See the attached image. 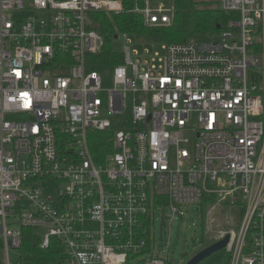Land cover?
I'll use <instances>...</instances> for the list:
<instances>
[{
	"label": "built area",
	"instance_id": "1",
	"mask_svg": "<svg viewBox=\"0 0 264 264\" xmlns=\"http://www.w3.org/2000/svg\"><path fill=\"white\" fill-rule=\"evenodd\" d=\"M217 2L230 17L212 40L137 61L114 50L124 63L104 77L92 69L105 47L94 15L122 12V0H0L5 264H26L23 228L42 249L59 241L68 264H172L156 211L173 225L204 197L244 204L216 242L230 235L231 264H264V0ZM130 10L172 24L165 3Z\"/></svg>",
	"mask_w": 264,
	"mask_h": 264
},
{
	"label": "trees",
	"instance_id": "2",
	"mask_svg": "<svg viewBox=\"0 0 264 264\" xmlns=\"http://www.w3.org/2000/svg\"><path fill=\"white\" fill-rule=\"evenodd\" d=\"M124 10L118 14L97 13L94 15L92 28L99 32L105 41L104 51L93 58V70L99 71L104 77L110 76V70L124 63L120 53L113 48L114 40L122 35L135 36L146 44H173L191 41H210L219 34L229 20V15L217 7L218 3L204 4L201 0H151L165 3L173 12L172 24L169 26H146L143 16L133 13L135 0H122ZM142 2V1H141ZM221 27V28H220ZM220 28V29H219ZM108 139L107 137H104ZM103 145H107L104 143ZM104 146L103 152L108 151ZM95 149V148H94ZM112 151V149H111ZM94 154L99 156L98 150ZM96 156V157H97ZM217 197H204L200 204V213L204 220V234L201 244H206V216L208 205L217 203ZM222 206L230 210V214L237 221L242 219L245 207L242 203L232 204L224 201ZM231 227L230 225L227 226ZM215 243L211 242V245ZM41 238L38 232L31 228L22 229V246L20 252L26 264H68L65 251L56 239H52L47 249L40 247ZM196 246V244H194ZM210 246V245H209ZM3 241L0 238V251ZM232 253L227 250L215 253L200 264H231Z\"/></svg>",
	"mask_w": 264,
	"mask_h": 264
},
{
	"label": "rangeland",
	"instance_id": "3",
	"mask_svg": "<svg viewBox=\"0 0 264 264\" xmlns=\"http://www.w3.org/2000/svg\"><path fill=\"white\" fill-rule=\"evenodd\" d=\"M204 4L218 3V0H201ZM171 16V14H170ZM126 46H129L133 52V60L137 61L140 57L144 58L147 54L154 56L155 54H163V47L160 44H146L143 43L135 36H130L128 40L122 37L114 40L113 48L116 52L122 53ZM214 203L208 205V212ZM200 209L197 207L187 208L185 210V217L177 218L173 221V225H170L169 216L171 210L167 207H159L156 211V219L154 224V233L156 245L159 250L164 253L170 244V257L172 264H181L182 259L189 261L197 253L204 248L211 245V242H216V239L221 231L229 229L233 226L232 221L237 222L230 214V210L226 209L222 205H217L212 210V216L210 221L208 212L206 216V244L202 245L201 240L204 234V220L202 215L199 214ZM231 223V227H227ZM235 227V226H234ZM195 240V250L193 248V242ZM194 255V256H193ZM10 258L12 262L16 261L17 252L11 251ZM6 263V254L4 251H0V264ZM130 264H138L137 261H133Z\"/></svg>",
	"mask_w": 264,
	"mask_h": 264
},
{
	"label": "water",
	"instance_id": "4",
	"mask_svg": "<svg viewBox=\"0 0 264 264\" xmlns=\"http://www.w3.org/2000/svg\"><path fill=\"white\" fill-rule=\"evenodd\" d=\"M230 238V235H227L224 239L217 241L212 245L204 248L199 253H197L192 259H190L187 264H200L215 253L226 250L230 242Z\"/></svg>",
	"mask_w": 264,
	"mask_h": 264
}]
</instances>
